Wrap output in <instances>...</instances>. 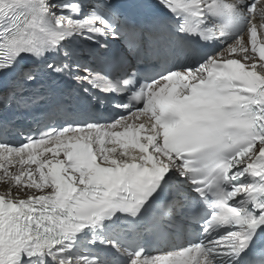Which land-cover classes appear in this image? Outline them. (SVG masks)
Masks as SVG:
<instances>
[{
  "label": "snow or ice",
  "instance_id": "6c2138e0",
  "mask_svg": "<svg viewBox=\"0 0 264 264\" xmlns=\"http://www.w3.org/2000/svg\"><path fill=\"white\" fill-rule=\"evenodd\" d=\"M158 3L0 0V264H264V0Z\"/></svg>",
  "mask_w": 264,
  "mask_h": 264
}]
</instances>
